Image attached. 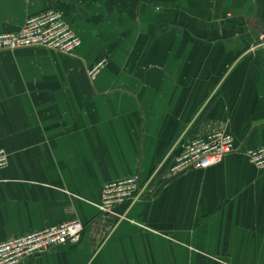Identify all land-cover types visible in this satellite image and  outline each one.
Listing matches in <instances>:
<instances>
[{
    "label": "crops",
    "instance_id": "0c3cea01",
    "mask_svg": "<svg viewBox=\"0 0 264 264\" xmlns=\"http://www.w3.org/2000/svg\"><path fill=\"white\" fill-rule=\"evenodd\" d=\"M47 10L81 45L0 52V243L76 220L78 244L21 264H264V170L245 156L264 147V0H0V34ZM217 129L234 152L167 177ZM155 171L100 217L106 184Z\"/></svg>",
    "mask_w": 264,
    "mask_h": 264
},
{
    "label": "built area",
    "instance_id": "2783aa9c",
    "mask_svg": "<svg viewBox=\"0 0 264 264\" xmlns=\"http://www.w3.org/2000/svg\"><path fill=\"white\" fill-rule=\"evenodd\" d=\"M80 45L79 38L64 21L62 14L55 10L29 17L15 33L0 34V52L42 48L72 56ZM103 67L104 62L92 66L87 73L89 79L94 80ZM234 150V141L225 131L217 129L204 132L190 141L173 159L167 169V177L214 167ZM245 156L252 166L264 170V147L247 151ZM7 162L6 153L0 150V170L7 166ZM157 172L146 181H141L135 175L106 184L97 207L100 217L114 220L118 218L115 211L119 206L144 199ZM83 230L84 226L73 220L0 243V264H21L61 246L78 244Z\"/></svg>",
    "mask_w": 264,
    "mask_h": 264
}]
</instances>
